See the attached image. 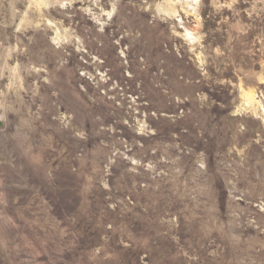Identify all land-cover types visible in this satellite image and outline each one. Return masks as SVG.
I'll return each instance as SVG.
<instances>
[{
    "label": "rangeland",
    "instance_id": "1",
    "mask_svg": "<svg viewBox=\"0 0 264 264\" xmlns=\"http://www.w3.org/2000/svg\"><path fill=\"white\" fill-rule=\"evenodd\" d=\"M0 264H264V0H0Z\"/></svg>",
    "mask_w": 264,
    "mask_h": 264
},
{
    "label": "bare ground",
    "instance_id": "2",
    "mask_svg": "<svg viewBox=\"0 0 264 264\" xmlns=\"http://www.w3.org/2000/svg\"><path fill=\"white\" fill-rule=\"evenodd\" d=\"M196 2V1H195Z\"/></svg>",
    "mask_w": 264,
    "mask_h": 264
}]
</instances>
